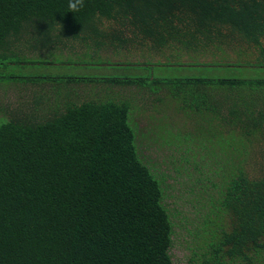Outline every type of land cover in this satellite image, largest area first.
<instances>
[{
    "label": "trees",
    "instance_id": "obj_1",
    "mask_svg": "<svg viewBox=\"0 0 264 264\" xmlns=\"http://www.w3.org/2000/svg\"><path fill=\"white\" fill-rule=\"evenodd\" d=\"M68 3L0 0V67H100L104 51L136 47L190 73L156 75L147 60L126 64L150 69L141 75L8 77L30 93L0 100V264H173L166 199L184 197L201 208L203 264H264V0ZM166 102L174 121H163ZM136 110L162 120L142 134L166 157L160 174ZM208 165L227 170L211 190Z\"/></svg>",
    "mask_w": 264,
    "mask_h": 264
},
{
    "label": "rangeland",
    "instance_id": "obj_2",
    "mask_svg": "<svg viewBox=\"0 0 264 264\" xmlns=\"http://www.w3.org/2000/svg\"><path fill=\"white\" fill-rule=\"evenodd\" d=\"M136 47H131L129 51L123 50L119 53L112 54L110 51H104L105 55L102 54V58H108L106 60H103L101 62L102 66L100 67H77L74 63L65 64L64 62L56 63L54 62V66H31L26 64H10V65H2L0 67V76L6 77V80L0 79V100L1 102H17L20 96H24L25 100L28 98V95L30 92L25 93L22 95L19 92V86L12 85L10 86V82L12 80H8V77H18V76H55V77H64V76H84V77H97V78H104V77H112V76H127V75H134V74H145V70L149 71L150 69H133L131 67H127L126 64L129 62L132 63H138V62H146L151 61L155 62V64L158 65L157 69H154V73L158 75L161 72V69H172L170 72H177L181 73L182 75H187L190 72L189 71H179L175 69V65L173 61H166L164 58H157L156 56H150L151 52H149L148 49L142 50L144 54L140 53L139 51H136L134 53ZM56 60L62 61L65 60L64 57L62 58L60 55H55ZM206 62H212L211 58L205 60ZM201 60V62H205ZM213 63V62H212ZM210 64L209 68L210 70H219L224 71L227 68H220L219 66H215L214 64ZM165 64V65H164ZM170 64V65H166ZM223 64V63H222ZM160 66V67H159ZM159 68V69H158ZM255 71L260 73L263 70L260 68L255 67ZM254 71H249V73H252ZM196 73V72H195ZM264 73V72H263ZM220 76H224L227 73L218 72ZM238 71H234V76H239ZM262 74V73H261ZM231 75V74H227ZM264 75V74H262ZM244 76L247 77L246 72H244ZM88 88L91 89V86ZM27 89V88H26ZM30 89V87L28 88ZM136 96L140 98V93L136 88H133V90H130L128 92V97L130 96ZM5 96V97H3ZM143 99L147 101L148 98H152L151 100H154L153 95L146 92V94H142ZM155 97V96H154ZM6 98V100H5ZM142 99V100H143ZM148 106V107H147ZM145 106V108L149 109L152 108L150 105ZM156 108V106H153ZM171 106L169 105V102H166L163 111H164V119H166V115L170 117V121L166 119L165 122H171L174 121L175 117L172 114ZM139 110H136L134 117L137 118L136 124L137 128L140 129V142L143 145L142 153L146 158L153 162V166L155 167L156 171L160 174L162 171V162L166 161L165 155L162 154L161 151L158 149L161 147L158 142L154 141L152 137H156L154 134H151L149 136H142L143 131L148 130L152 128L153 130L156 129L155 125L157 123H161L162 120L158 118L159 116L154 115L153 113H148L146 115H142L141 113H138ZM2 112H0V124L6 122V118L1 115ZM154 117H153V116ZM156 117V118H155ZM159 121H158V119ZM158 121V122H157ZM162 154V156H161ZM183 157H190V154L184 155ZM161 163V164H160ZM177 167L180 166H186L184 163H178L176 164ZM164 168V167H163ZM160 170V172H159ZM218 171L220 173H224L227 170L220 168L219 166L216 168L211 167L208 165L206 167V179H203V182L206 185V188L211 190L212 189V182L215 183L217 181V178L214 179V177H217L215 175H212L214 171ZM173 176L171 178L178 176V174L175 172L172 173ZM170 178V179H171ZM182 178V177H181ZM196 178V174H195ZM220 178V177H219ZM169 179V180H170ZM172 183V180H171ZM186 183L183 184L184 187H186ZM178 188L180 185H176ZM190 198L184 197L181 200H177V204L173 205L174 200H171L170 198L166 199V203L168 204L169 208L171 209V214L173 221L178 225L176 227V236L174 238V247L172 249V257H173V264H203L204 254L208 252V248L205 247L206 239L203 236L202 230H196L197 227H201L202 224L201 221H198L197 217L199 214V211L201 208L197 206L195 202L191 203ZM196 206V208H195ZM188 224V228L190 231H186L184 229H181V226ZM198 234V235H197ZM212 254L208 253L206 258H212ZM221 261L226 264H232L231 260L228 257L221 258Z\"/></svg>",
    "mask_w": 264,
    "mask_h": 264
},
{
    "label": "clouds",
    "instance_id": "obj_3",
    "mask_svg": "<svg viewBox=\"0 0 264 264\" xmlns=\"http://www.w3.org/2000/svg\"><path fill=\"white\" fill-rule=\"evenodd\" d=\"M84 6V0H69L68 7L71 12H77Z\"/></svg>",
    "mask_w": 264,
    "mask_h": 264
}]
</instances>
